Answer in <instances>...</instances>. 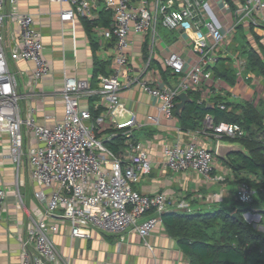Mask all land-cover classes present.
Instances as JSON below:
<instances>
[{
	"label": "built area",
	"instance_id": "1",
	"mask_svg": "<svg viewBox=\"0 0 264 264\" xmlns=\"http://www.w3.org/2000/svg\"><path fill=\"white\" fill-rule=\"evenodd\" d=\"M58 1L67 6L60 11L62 21L72 20L76 16L94 19L96 0ZM103 2L111 11L112 23L102 30V34L105 38H114V47L110 58L112 71L97 76L98 105L106 109V113L112 117L113 126L127 138L124 157L112 153L96 138L94 118L81 101L84 93L90 91L89 81L84 78L63 74L60 90L63 115L52 125L36 121L34 106L21 109L18 72L11 68L10 61L32 63L30 85L49 76L50 67L43 56V44L33 17L15 10L5 13L4 0H0V130L9 135L10 158L18 163L25 155L30 165V177L37 184L52 186L57 183L47 199L41 189L34 194L44 200L43 217L32 218L26 236L20 240V264H60L58 251L51 239V234L57 232L59 226L47 221L48 217L58 213L69 221L72 236H85L90 227L113 234L131 230L140 235L151 249L146 237L162 225L161 214L168 210L172 202L165 191L146 194L132 186L140 174L150 170L151 163L145 141L132 138V129L139 126L135 115L129 113L128 118L114 119L128 112L120 102L119 92L123 87L139 84L143 91L158 101V114L147 115V120L157 124L158 115L169 119L175 117L177 93L197 89L202 82L213 79L211 65L215 53L226 40L227 33L233 31L232 27L222 29L208 0ZM236 14V22L245 20L253 26L264 28V0H242ZM7 16L16 21L20 32L18 42L9 50L4 46L2 34ZM158 24L192 34L190 39L196 60L191 65L186 67L184 58L176 51H170L164 57L165 66L178 76L171 85H152L131 74L128 68L127 55L132 36L150 31L153 40ZM123 69L125 74L121 80L119 73ZM218 107L223 109L224 105L219 103ZM202 129L209 130L208 135L217 139L246 135L238 123L219 121L213 124L209 115L205 117ZM27 134L34 139V144H26ZM162 146L163 162L167 169L173 172L192 170L207 181L223 182L224 173L213 172L217 160L214 151L199 145L196 136L191 135L186 142L176 141ZM254 192L246 183L239 182L235 198L248 203ZM5 198L6 191L0 187V210ZM204 199L208 204L219 203L222 194L209 193ZM187 203L180 200L174 206L186 208ZM249 215L252 216L250 212Z\"/></svg>",
	"mask_w": 264,
	"mask_h": 264
},
{
	"label": "crops",
	"instance_id": "2",
	"mask_svg": "<svg viewBox=\"0 0 264 264\" xmlns=\"http://www.w3.org/2000/svg\"><path fill=\"white\" fill-rule=\"evenodd\" d=\"M208 2L222 29L232 27L233 31L227 33L226 40L215 53L216 57L211 65L212 74L215 75L213 79L202 82L191 92L198 103H205L207 107H212L217 99L228 101L231 108L237 106L234 113H239L238 105L243 102L261 107L264 103L263 76L248 67L247 53L254 51L264 59V28L253 26L245 20L236 22V9L242 0ZM65 7L66 4L58 0H4L5 13L15 10L33 17L43 44V56L50 67L49 76L30 85L32 63L10 61L11 68L19 76L22 75V81H19V88H22L20 100L24 102V107L34 106L38 123L52 125L63 115V102L60 97L63 74L88 80L90 91L84 93L81 101L90 109L94 118L96 138L108 146L115 141V136L123 135L113 126L112 117L106 113V109L98 105V83L96 79L92 81V75L94 62L107 63L108 73L112 71L110 58L114 38H105L102 34L104 28L111 26L112 14L104 6L103 0H96L94 24L80 16L62 21L59 14ZM106 17L110 22L108 26L105 25ZM165 29L167 32L163 36L157 32L153 40L150 31L144 35L134 34L127 55L129 72L152 85H168L177 81L178 76L167 72L164 64V57L170 51L179 53L184 58L186 67L196 60L190 39L192 34ZM2 34L4 46L9 50L20 37L16 21L7 16L2 26ZM124 74L123 69L119 73L121 80ZM119 99L128 112L121 113L114 119L119 121L128 118L129 113L135 115L139 126L132 129V138L145 141L151 163L150 170L140 174L132 183L136 191L146 194L165 191L172 202L167 211L178 209L174 203L180 200L188 202L183 209H205L209 204L204 197L213 192H221L222 203L229 205V200V203L232 201L230 204L237 206L235 191L240 173L233 171L217 156L213 172L224 173L223 182L207 181L192 170L173 172L164 166L162 145L176 141L186 142L191 135L196 136L199 145L214 151L217 138L208 135L209 130L202 129L204 119L210 113H205L200 121H196L194 128L182 127L177 116L169 119L158 115V123L155 124L147 120V115L158 114V101L143 91L139 84L123 87L119 92ZM94 111L96 114L92 113ZM125 141L116 145L120 157H124L121 151ZM34 143V139L27 134L26 144ZM56 186L57 183L52 186L37 184L30 177V165L25 155L15 163L10 158L9 135L0 130V187L6 191L0 210V264H20V240L26 236L31 219L43 217L44 200L38 199L34 194L41 189L47 199ZM253 210L256 213L253 214L255 222L260 221L259 210L252 208L245 210L244 217L247 222H250L247 215ZM47 221L55 222L59 226L58 231L51 234V239L58 251L60 264H189L176 239L167 233L163 225H159L146 237L150 249L143 238L131 230L113 234L90 227L87 235L72 236L69 221L59 213L48 217ZM260 227L264 231V225Z\"/></svg>",
	"mask_w": 264,
	"mask_h": 264
},
{
	"label": "trees",
	"instance_id": "3",
	"mask_svg": "<svg viewBox=\"0 0 264 264\" xmlns=\"http://www.w3.org/2000/svg\"><path fill=\"white\" fill-rule=\"evenodd\" d=\"M85 19L91 24L95 23V19ZM109 24L106 17L105 25ZM247 57L248 67L263 76L264 84V59L254 51H248ZM107 67V63L94 62L92 81L96 79L97 82L98 74H109ZM166 70L171 72L169 67ZM186 92L191 100L185 103L180 115L174 112L182 127L194 128L196 121H200L205 113H210L213 124L219 121L235 122L244 129L245 136L225 139L241 142L248 150V155L230 153L228 161L222 162L240 173L237 184L244 182L255 192L248 203L235 200L237 206L220 202L209 204L205 209L191 211L178 208L165 211L161 214L162 225L176 239L189 264H264V231L256 229L242 217L243 211L257 208L261 214L260 222H264V103L258 107L243 102L238 105L239 113H234L237 106L231 108L228 101L217 99L212 107H207L205 103L197 102L191 90ZM219 103L224 105L223 109L218 107ZM92 113L96 114L95 111ZM114 139L106 147L118 156L116 145L127 138L118 134ZM122 145L124 149L125 143Z\"/></svg>",
	"mask_w": 264,
	"mask_h": 264
},
{
	"label": "water",
	"instance_id": "4",
	"mask_svg": "<svg viewBox=\"0 0 264 264\" xmlns=\"http://www.w3.org/2000/svg\"><path fill=\"white\" fill-rule=\"evenodd\" d=\"M186 91H180L176 95V100L174 102V112L176 115H180L185 103L190 101ZM215 155L222 159L223 161H228V154L230 153H241L243 155H248V150L245 146L239 141H231L228 139L219 138L215 142L214 148ZM233 216H236V213H233Z\"/></svg>",
	"mask_w": 264,
	"mask_h": 264
},
{
	"label": "rangeland",
	"instance_id": "5",
	"mask_svg": "<svg viewBox=\"0 0 264 264\" xmlns=\"http://www.w3.org/2000/svg\"><path fill=\"white\" fill-rule=\"evenodd\" d=\"M157 32L159 33V35L163 36V34H164L165 32H167V30H166L165 28H163V27L157 25ZM18 81H22V75H21V76L18 75ZM21 91H22V88H21V89L19 88V93H20V94H21ZM19 105L21 106V108H24V110L26 109V107H24V102H23L22 100H19ZM121 120H123V119H121ZM231 202H232V201H231ZM231 202H230V203H231ZM230 203H229V200H227V204H230ZM236 204H237V203H236ZM243 204H244V203H243ZM237 205H238V204H237ZM250 212H251L250 214H252V216H250L249 214L247 215V217L249 218L250 223L252 224L253 227H255L256 229L262 231L263 228H261L260 226L264 225V224H263L264 222H262V223H261L260 221L255 222L256 219L254 218L253 214H256V213H255L254 210H253V211H250ZM244 213H246V211L242 212V217H243L244 220H245ZM245 216H246V215H245Z\"/></svg>",
	"mask_w": 264,
	"mask_h": 264
}]
</instances>
